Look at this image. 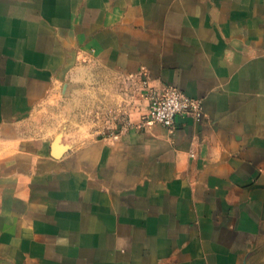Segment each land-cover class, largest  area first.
Instances as JSON below:
<instances>
[{
    "label": "crops",
    "instance_id": "obj_1",
    "mask_svg": "<svg viewBox=\"0 0 264 264\" xmlns=\"http://www.w3.org/2000/svg\"><path fill=\"white\" fill-rule=\"evenodd\" d=\"M0 264H264V0H0Z\"/></svg>",
    "mask_w": 264,
    "mask_h": 264
},
{
    "label": "rangeland",
    "instance_id": "obj_2",
    "mask_svg": "<svg viewBox=\"0 0 264 264\" xmlns=\"http://www.w3.org/2000/svg\"><path fill=\"white\" fill-rule=\"evenodd\" d=\"M72 87L75 86V84H80L76 83L73 81H70ZM85 86V84H80ZM76 88V87H73ZM110 93V107L107 110H101V109H96V110H91V111H86L85 110H78V101L80 98L85 97V94L73 96L72 98H66L63 99V103H61L60 107H58L57 110L51 109L50 113L51 114H56L58 113L62 118H65L66 120H62L64 122H68L69 118L73 116V119L75 116H78V118L82 119V122H84L86 125L84 126L85 128L88 127L87 121L90 124V129H98L100 126L98 123H105L107 120L110 119V117H113L114 115H118L123 111V109L126 107L128 103H132L133 101L136 100V96L138 94V89L137 87L134 86V84L128 79H117V78H110V84L109 88ZM68 94V93H67ZM69 96V94L67 95ZM53 106V103L51 104V107ZM48 110V109H47ZM61 118V117H59ZM58 118V119H59ZM63 124V123H62Z\"/></svg>",
    "mask_w": 264,
    "mask_h": 264
},
{
    "label": "built area",
    "instance_id": "obj_3",
    "mask_svg": "<svg viewBox=\"0 0 264 264\" xmlns=\"http://www.w3.org/2000/svg\"><path fill=\"white\" fill-rule=\"evenodd\" d=\"M145 96L148 107L142 117L143 124L157 122L170 127L178 115H192L195 118L203 115L200 101L173 85H167L161 89L147 88Z\"/></svg>",
    "mask_w": 264,
    "mask_h": 264
}]
</instances>
